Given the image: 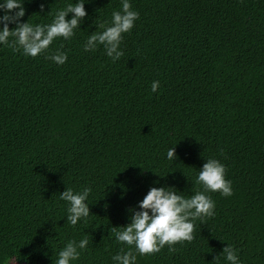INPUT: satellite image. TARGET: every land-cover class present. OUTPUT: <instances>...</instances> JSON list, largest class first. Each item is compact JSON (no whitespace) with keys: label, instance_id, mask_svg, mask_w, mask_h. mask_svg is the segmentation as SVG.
<instances>
[{"label":"trees","instance_id":"trees-1","mask_svg":"<svg viewBox=\"0 0 264 264\" xmlns=\"http://www.w3.org/2000/svg\"><path fill=\"white\" fill-rule=\"evenodd\" d=\"M76 2L24 0L21 22L51 23ZM130 3L139 18L116 62L83 46L121 0H85L75 35L37 57L0 45V264H55L85 236L73 264H113L127 248L111 228L129 223L127 209L153 186L202 190L209 158L233 194L208 193L214 215L194 221L193 240L137 264H227V244L242 264H264V0ZM57 49L63 65L46 58ZM86 187L90 215L73 227L60 193Z\"/></svg>","mask_w":264,"mask_h":264},{"label":"clouds","instance_id":"clouds-1","mask_svg":"<svg viewBox=\"0 0 264 264\" xmlns=\"http://www.w3.org/2000/svg\"><path fill=\"white\" fill-rule=\"evenodd\" d=\"M23 4L24 0H0V12L3 13L0 15V45L13 47L14 51L22 50L23 55L33 58L48 52L55 40L71 39L81 20L87 16L85 0H77L75 4H68L66 8L58 10L51 23H22L21 18L25 15ZM69 14H72L71 18H67ZM138 18L139 13L132 10L130 0H121V10L113 11L111 20L100 24V30L88 36L84 51L94 52L103 46L105 54L116 62L123 55L120 47L123 34L131 32ZM9 25L15 27L10 30ZM46 58L56 65H63L68 55L57 49ZM158 87L159 81H153L152 92H157ZM167 158H176L175 147L167 151ZM195 183L202 190L195 191L191 196L182 195L174 187L153 186L138 204L128 208L129 223L111 228L116 242L127 248L111 257L113 264H137V255L160 252L166 245L173 252V245L191 242L194 221H203L214 215L215 202L208 193L219 192L224 197L233 194L231 181L226 179L225 166L214 158L207 159L202 165ZM91 191L89 187L82 191L66 188L60 193V199L68 204L66 221L73 227L89 217L88 199ZM88 243L86 236L78 241L69 240L56 254L55 264H73L78 261ZM238 251L229 244L223 248L227 264H242Z\"/></svg>","mask_w":264,"mask_h":264}]
</instances>
